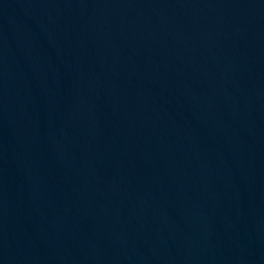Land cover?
<instances>
[{
  "label": "water",
  "instance_id": "obj_1",
  "mask_svg": "<svg viewBox=\"0 0 264 264\" xmlns=\"http://www.w3.org/2000/svg\"><path fill=\"white\" fill-rule=\"evenodd\" d=\"M0 264H264V0H0Z\"/></svg>",
  "mask_w": 264,
  "mask_h": 264
}]
</instances>
